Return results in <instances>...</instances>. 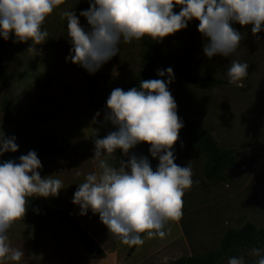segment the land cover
Returning a JSON list of instances; mask_svg holds the SVG:
<instances>
[{"label":"rangeland","instance_id":"1","mask_svg":"<svg viewBox=\"0 0 264 264\" xmlns=\"http://www.w3.org/2000/svg\"><path fill=\"white\" fill-rule=\"evenodd\" d=\"M87 7V0H63L42 23L41 29L48 35L45 42L35 48L29 47L30 41L13 43L11 35L4 61L16 76L5 83L0 81V130L5 136L11 131L1 110L4 98L21 115L38 109L52 114L44 121L28 123L32 131L69 142L64 154L39 158V174H52L62 181L63 187L55 196L39 198L76 217L105 254L87 253L74 229L58 220L48 223L40 243L34 245L31 224L24 214L7 230L10 245L22 249L24 255L16 262L0 258V264H112L116 259L121 264H171L180 255L200 254L216 248L228 226L238 227L245 220L264 225V32L254 36L250 25L234 24L243 36L235 52L227 58L213 56L208 59L202 53L203 38L196 30V20L189 21L184 29L163 37L158 43L165 54L178 55L191 68L221 79L223 83L202 88L174 74L171 92L188 118L209 130L219 146L234 149L237 166L221 168L224 180L206 179V156L183 143L174 153V163L190 165L193 183L183 193L182 215L165 225L163 237H144L141 249L136 248L131 253L128 245L108 233L97 214L90 211L82 216L77 214L78 206L70 201L84 174L96 170V161L91 158L92 135L94 129L97 137L105 135V122L99 123L103 120L105 100L113 88L139 70L142 52L140 39L121 43L117 55L93 74L66 62L70 45L66 42L65 21L61 20L60 12L73 8L78 15ZM79 20L81 25L85 24L83 17ZM232 59L248 63V75L242 88L228 83L224 75L225 66ZM96 112L101 113L96 117L98 123H92ZM148 147L141 142L130 149L129 154L146 157ZM122 159L126 160L127 155ZM107 162L113 165L112 154ZM76 171L81 173L79 177ZM258 248L264 250V245ZM251 249L239 247L222 257L220 264H226L230 256H243L244 264H254L258 257L251 254ZM143 250L148 251L143 254Z\"/></svg>","mask_w":264,"mask_h":264},{"label":"clouds","instance_id":"2","mask_svg":"<svg viewBox=\"0 0 264 264\" xmlns=\"http://www.w3.org/2000/svg\"><path fill=\"white\" fill-rule=\"evenodd\" d=\"M63 0H0V39L13 43L30 41L29 47L45 42L41 29L45 18ZM88 7L77 15L71 9L60 12L65 21L66 62L77 64L93 74L116 56L121 43L142 37L159 42L163 37L184 29L189 21H198L196 30L203 38L202 53L229 57L243 36L233 27L250 25V32H264V0H87ZM178 7V11L174 8ZM85 24L81 25L79 18ZM259 40V37H256ZM248 63L232 59L225 66L228 83L244 87ZM174 80L171 66L156 69L155 79H142L139 86L124 90L113 88L105 100L103 120L112 126L103 137L92 135V159L96 170L84 174L76 184L71 203L78 215H98L108 233L121 243L141 245L144 237H163L165 225L182 215V196L190 188L192 168L174 163L172 146L178 139L183 120L168 85ZM96 112L92 123H98ZM15 136L0 130V154L16 152ZM148 144V154L158 163L153 169L141 155L129 154L139 143ZM119 150L117 166L107 157ZM127 155V159L122 157ZM41 161L34 150L15 159L0 161V258L20 261L22 249L10 245L7 230L22 218L27 197L55 196L63 187L52 174L41 176ZM76 176L81 173L76 171ZM143 234V237L142 235ZM264 251L250 250L264 264ZM226 264H244L243 256H230Z\"/></svg>","mask_w":264,"mask_h":264},{"label":"trees","instance_id":"3","mask_svg":"<svg viewBox=\"0 0 264 264\" xmlns=\"http://www.w3.org/2000/svg\"><path fill=\"white\" fill-rule=\"evenodd\" d=\"M10 41L11 34H9L7 41L0 39V81L4 83L16 76L7 69L4 61V52ZM140 43L142 46L140 68L132 78L119 86L124 90L139 86V81L142 79H155L156 69H163L168 66H171L173 74L202 88H209L215 84L223 83L221 79L210 77L198 69L191 68L178 55L165 54L159 43L147 36L140 38ZM168 89L173 96L170 84L168 85ZM175 102L177 105V115L183 120V127L179 130L178 139L172 146L173 154L183 143L193 146L207 158L204 169L205 178L224 180L225 176L221 168L223 166H237L234 149L232 147L219 146L211 132L202 128L195 120L188 118L184 108L176 100ZM1 110L6 122L11 125V131L8 136H15L18 149L16 152L0 154V161L15 159L22 154H26L29 150H34L38 158H55L67 151L69 147L67 140L29 129V122L38 123L44 121L52 116L51 113L38 109L29 112L27 115H21L14 109L7 98L3 99ZM110 130H112V126L105 122V134ZM112 155L113 166H117L121 159L119 150ZM146 158L154 169L158 161L149 154ZM25 207V214L32 228V241L34 245L40 243V239L48 223L52 220H58L67 223L74 229L82 248L86 252L99 256L105 254L99 242L68 211L54 207L39 197L34 196L26 198ZM141 235L143 237V234ZM260 245H264V225H257L251 220H245L238 227L228 226L216 248L200 254L180 255L173 259L171 264H220L222 257L239 247L258 248ZM136 246H128V252H133Z\"/></svg>","mask_w":264,"mask_h":264},{"label":"crops","instance_id":"4","mask_svg":"<svg viewBox=\"0 0 264 264\" xmlns=\"http://www.w3.org/2000/svg\"><path fill=\"white\" fill-rule=\"evenodd\" d=\"M141 246H142V244H141L140 246L137 245V246L135 247V249L137 248V249L139 250V249H141ZM135 249H134V251H135ZM138 250H137V251H138ZM147 251H148V250H143L142 252H143V254H145V253H147ZM114 252H115V253H116V252L118 253V251L115 250V249H114ZM87 253H88V252H87ZM117 255H118V254H117ZM129 255H130V254H129ZM85 263L88 264L87 262H85ZM112 264H121V261H120L119 259H116V260H113Z\"/></svg>","mask_w":264,"mask_h":264}]
</instances>
